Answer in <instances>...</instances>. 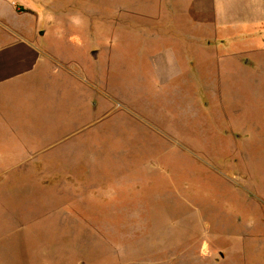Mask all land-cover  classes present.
I'll list each match as a JSON object with an SVG mask.
<instances>
[{
    "label": "rangeland",
    "instance_id": "374dc122",
    "mask_svg": "<svg viewBox=\"0 0 264 264\" xmlns=\"http://www.w3.org/2000/svg\"><path fill=\"white\" fill-rule=\"evenodd\" d=\"M11 1L0 264H264V0Z\"/></svg>",
    "mask_w": 264,
    "mask_h": 264
},
{
    "label": "crops",
    "instance_id": "0c3cea01",
    "mask_svg": "<svg viewBox=\"0 0 264 264\" xmlns=\"http://www.w3.org/2000/svg\"><path fill=\"white\" fill-rule=\"evenodd\" d=\"M13 3L14 1L0 0V92L8 82H18L32 74L40 63V43L33 40L30 35L24 34L23 27L19 23L23 16L17 12ZM212 6V0H204L199 8L210 10ZM217 40L220 42V39ZM189 45L193 49L208 46L202 40H197L196 43L192 40ZM176 60L174 56V60L167 64L168 71L179 70ZM160 61L163 63V60ZM163 65V70L168 75L165 64Z\"/></svg>",
    "mask_w": 264,
    "mask_h": 264
}]
</instances>
